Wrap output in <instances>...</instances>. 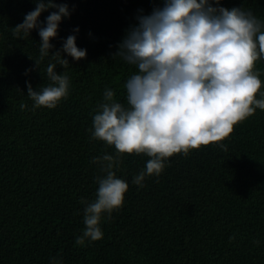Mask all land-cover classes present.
Wrapping results in <instances>:
<instances>
[{
    "label": "trees",
    "instance_id": "obj_1",
    "mask_svg": "<svg viewBox=\"0 0 264 264\" xmlns=\"http://www.w3.org/2000/svg\"><path fill=\"white\" fill-rule=\"evenodd\" d=\"M56 2L73 10L51 40L52 52L78 26L77 46L87 56L75 61L64 54L70 66L56 71L67 72L69 95L54 109L33 110L26 81L34 90L47 85L46 68L55 61L51 53L40 59L38 30L22 38L13 34L35 0H0V264H50L53 257L63 264H264L260 109L224 140L169 157L159 177H146L143 187L132 179L150 158L123 154L117 171L129 184L123 205L104 214L100 240L75 243L84 228L80 198H95L101 174L92 157L116 153L91 139L92 117L106 87L126 104L124 83L137 71L112 54L139 10L150 13L160 0ZM221 4L243 6L264 19V0ZM35 60L41 71L25 75ZM255 69L264 82V58Z\"/></svg>",
    "mask_w": 264,
    "mask_h": 264
},
{
    "label": "clouds",
    "instance_id": "obj_2",
    "mask_svg": "<svg viewBox=\"0 0 264 264\" xmlns=\"http://www.w3.org/2000/svg\"><path fill=\"white\" fill-rule=\"evenodd\" d=\"M35 3L13 34L22 38L36 29L41 38L40 59L51 53L55 62L46 68L49 83L37 90L26 83L33 110L54 109L67 98L70 88L67 72L58 74L57 66L67 69L70 62L64 54L79 61L86 58L87 49L77 46V26L62 48L52 52L51 40L73 9L56 0ZM49 9L55 10L40 21ZM112 56H119L137 71L124 83L126 104L106 87L92 117L91 139L114 146L116 153L92 157L101 174L95 179V198H80L84 228L75 238L80 246L100 240L104 214L110 217L124 203L129 184L117 175L123 154L150 158L132 179L143 187L146 177H159L169 157L187 156L191 149L220 142L236 124L257 109L264 110V82L255 69V63L264 58V19L243 6L227 8L221 0H160L150 13L139 10ZM39 63L35 60L34 68L25 75L40 69ZM50 264L63 262L53 257Z\"/></svg>",
    "mask_w": 264,
    "mask_h": 264
}]
</instances>
